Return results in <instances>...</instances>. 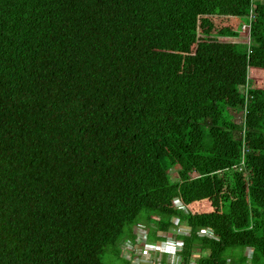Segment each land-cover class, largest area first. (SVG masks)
I'll return each mask as SVG.
<instances>
[{
  "label": "trees",
  "instance_id": "trees-1",
  "mask_svg": "<svg viewBox=\"0 0 264 264\" xmlns=\"http://www.w3.org/2000/svg\"><path fill=\"white\" fill-rule=\"evenodd\" d=\"M260 80L263 1L0 0V264H264Z\"/></svg>",
  "mask_w": 264,
  "mask_h": 264
},
{
  "label": "rangeland",
  "instance_id": "rangeland-1",
  "mask_svg": "<svg viewBox=\"0 0 264 264\" xmlns=\"http://www.w3.org/2000/svg\"><path fill=\"white\" fill-rule=\"evenodd\" d=\"M258 1H263L264 0H258ZM244 28V27H243ZM259 83L262 85L264 84V81H259ZM264 86V85H263ZM232 121L233 122H238L239 120V113L235 112L232 114ZM176 169L177 167L173 166L169 169L168 171V175H169V179L171 181H174L177 179V173H176ZM138 228H139V231H138ZM179 229H185L186 228H183V227H180ZM144 229H142V227H137V229L135 228V232L138 234L139 232V238L136 239L137 242L135 243V245L133 246L135 249L133 250V252L135 253H139L138 256H134V254L132 255V253L130 254L129 250H131V248L126 245V247L124 246V243H122L120 245V249H121V252L120 254L124 257H132L131 258V264H153V259L156 258L159 262H161L162 258L164 259L165 263L164 264H169V262H171L172 260H175V257L173 256V253L171 252V246L170 245H167V241H169V239H165V241H160V240H155V241H152V242H148L146 244H143L141 243L140 245L144 247L143 248H140V246H137L139 245V241L140 240H143V236H144ZM181 231V230H180ZM169 237V236H167ZM125 247V248H124ZM151 248V250H150ZM179 247H175V249H178ZM238 252H241L243 253V255H245V260L242 262V263H239V264H251L249 261H248V257L250 255V249H241L240 247H231V248H227L225 250V253L223 254V256H226L227 259H231L230 256L233 254V253H238ZM233 259V257H232ZM157 261L156 264H159ZM105 263L106 264H124L123 262H121L118 258L116 259L115 257H108L105 259Z\"/></svg>",
  "mask_w": 264,
  "mask_h": 264
},
{
  "label": "built area",
  "instance_id": "built-area-1",
  "mask_svg": "<svg viewBox=\"0 0 264 264\" xmlns=\"http://www.w3.org/2000/svg\"><path fill=\"white\" fill-rule=\"evenodd\" d=\"M204 232L200 231L198 232V234H203ZM166 239H169V241H167V245L171 246V252L173 253V256L175 257V260H172L171 262H169V264H176L178 262V256H177V251L178 249H175V247H179V242L177 240H173L170 236L166 237Z\"/></svg>",
  "mask_w": 264,
  "mask_h": 264
},
{
  "label": "clouds",
  "instance_id": "clouds-1",
  "mask_svg": "<svg viewBox=\"0 0 264 264\" xmlns=\"http://www.w3.org/2000/svg\"><path fill=\"white\" fill-rule=\"evenodd\" d=\"M198 232H200V231H198ZM202 232H204V231H202ZM204 233H206V232H204ZM175 240H177L178 242H179V246H180V241L178 240V239H175ZM125 247H126V245H124ZM124 247V248H125ZM250 256V255H249ZM249 256H247L248 258H249Z\"/></svg>",
  "mask_w": 264,
  "mask_h": 264
}]
</instances>
